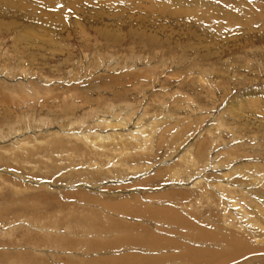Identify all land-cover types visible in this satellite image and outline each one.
Returning a JSON list of instances; mask_svg holds the SVG:
<instances>
[{
	"label": "rangeland",
	"instance_id": "obj_1",
	"mask_svg": "<svg viewBox=\"0 0 264 264\" xmlns=\"http://www.w3.org/2000/svg\"><path fill=\"white\" fill-rule=\"evenodd\" d=\"M0 7V179L6 183L0 180V206L9 212L4 216H15L7 220L12 228L18 223L23 228L7 233V239L0 236L7 251L36 253L52 246L36 236L47 228L61 234L74 228L75 237L82 231L74 222L63 224L65 214H59L57 206L47 210L59 224L45 219L40 228H28V223L42 220L36 219L41 212L20 210L24 207L19 199L27 195L42 203L59 196L69 205L86 189L102 200L139 194L148 203L146 195L162 190L200 192L202 187L191 188V183L204 177L208 184L230 180L235 187L251 188L250 196L264 208V0H0ZM18 82L29 88L39 85L25 98L8 92L24 85ZM133 110L125 127L114 125L117 114ZM139 114L144 117L138 125L143 133L132 128ZM111 131L131 135L122 143L117 140L120 145L113 144V150L93 152L109 144L108 137L102 139L104 144L92 141L97 133ZM82 133L94 139H73ZM64 139L67 144H57ZM186 145L192 149L179 160ZM242 165H249L245 169L250 176L243 174ZM178 167L186 176L177 173ZM231 170V179L223 175ZM195 199L181 198L199 206ZM76 201L82 211L96 207L87 205L89 200ZM242 203L248 216L264 225L257 205ZM204 206L202 211L208 212ZM249 220L241 219L253 228L256 222ZM4 221L0 233L9 230ZM84 225L87 230L94 227ZM29 230L36 239L25 241ZM63 244L53 245L66 250L59 264H82L69 257L74 250L83 251L80 245ZM32 245L36 250L29 248ZM91 249L87 257L100 253ZM18 262L33 264L27 258Z\"/></svg>",
	"mask_w": 264,
	"mask_h": 264
},
{
	"label": "bare ground",
	"instance_id": "obj_2",
	"mask_svg": "<svg viewBox=\"0 0 264 264\" xmlns=\"http://www.w3.org/2000/svg\"><path fill=\"white\" fill-rule=\"evenodd\" d=\"M2 2H4V1H2ZM199 3H200V1H199ZM14 5H15V3H14ZM187 12H188V10H187ZM181 13H182V11H181ZM254 21H257V20L254 19ZM250 22H252V21H250ZM104 27H107V26H104ZM109 29H110V27H109ZM108 35H110V33ZM21 39H22V36H21ZM6 81H7V79H6ZM18 83L24 84L25 82H18ZM33 85L34 84H32V86ZM38 85L39 84H37L36 86L34 85V86L36 88H38L37 87ZM12 87L10 85V88H12ZM30 87H31V85H30ZM35 87L29 88L28 84H24L20 87H17V85H16V90H15V88H13V89L8 88L9 89L8 92H10V94H19V93L22 94L23 93L24 94L23 96L26 98L27 96H25V94L31 96L32 92L36 93ZM19 90H20V92H19ZM23 91H25V93ZM37 91L40 92L39 89ZM29 92H31V93H29ZM48 92H50V91H48ZM91 92H93V91H91ZM19 96H20V94H19ZM11 97H13V96H11ZM15 97H16V95H15ZM17 98H19V97H16V99ZM252 98L255 99L256 97H252ZM262 98H264V97H262ZM250 100H251V98H250ZM255 104H256V102H255ZM133 107H135V106H133ZM130 110H132V109H130ZM113 111H115V110H113ZM135 111H136V109H135ZM106 113H109V112H106ZM29 114H31V113H29ZM132 114H134V110H133V113L124 112L123 114H119V115L117 114V116H116L117 120L114 119V120H116L114 122V125H116V127H117V125H119V126L124 125V127H125V125L127 124V121L128 122L131 121ZM103 115H105V114H103ZM142 117L143 116H141V115L136 117L137 119L135 118L136 119L135 124H134V122L132 123V125L134 124L132 128L137 127L136 128L137 130H135L136 133H139L141 131L143 133L144 129H142L141 126H138L141 124L140 121H142V119L144 118V117L143 118ZM97 118H98V116H97ZM107 118H105V120ZM111 118H113V117H111ZM185 118H187V117H185ZM41 120H43V119L39 118L38 121H41ZM24 121H26V120L24 119ZM109 121H111V119ZM150 124H149V126H150ZM50 125H52V124H50ZM108 125L111 126L113 124L110 122V123H108ZM167 130H168V128H167ZM120 133H115V132L112 133V131L110 132V134H104V135H102L101 133H97V135L95 136V139L89 133H85V134L82 133V135L79 134V136L73 135V139L88 142V140H86V139L89 137H91V138L93 137L94 140H92V141L96 140V142L104 144V141L102 139L108 137V139H105L106 140L105 142L109 141V144L107 146L98 145V146H96V149L93 150V152H95L97 150V152L99 151L100 153L101 152L104 153L105 151H107L111 148H114L113 144H115L116 146L120 145V141H117V140H121V143H122L123 142L122 139L124 136H126V138H127V136L130 137V135H131L129 133H126V134L125 133L120 134ZM176 133H178V132H176ZM132 137H134V136H132ZM145 137H147V136H145ZM150 137H152V136H150ZM127 140H128V138H127ZM127 140H125V141H127ZM63 141L66 143L60 142V141H59V143H57V142L56 143L59 145L60 144H62V145L67 144V140L64 139ZM82 141H78V142L81 143ZM141 141H142V139H141ZM44 143L46 144V143H48V141H46ZM80 143L77 145H80ZM23 144H24L23 146L25 147L26 143H23ZM126 144H127V142H126ZM30 145H32V143L28 142V146H30ZM77 145L75 144V146H77ZM141 145H142V143H141ZM23 146L21 145L20 148H23ZM32 146H34V145H32ZM70 146H71V144H70ZM190 149H192L190 147V145H186V147L183 151V154L181 156L179 155L178 159L181 160V158H184L183 156H186L187 154H189ZM23 150H25V149H21V152ZM111 150H113V149H111ZM118 151H119V149H118ZM150 151H152V150H150ZM193 151H194V149H193ZM1 152L4 153V152H6V150L1 151ZM91 155L93 156V153H91ZM99 155H101V154H99ZM210 155H212V154H210ZM215 160H216V158H215ZM212 161H211V163H212ZM218 164H215V165H217L216 167H219ZM167 166L165 168H167ZM248 166L249 165H246L245 167H248ZM213 167H215V166H213ZM241 167L244 168V169L243 168H241V169L245 170V173H243V174L250 176V174H247V173H249V171L247 169H245V167L243 165ZM252 167L257 168V166L251 165V168ZM172 168H173V166H172ZM86 169H84L83 171H85ZM173 169H175V168H173ZM178 169H179V167H178ZM234 169L236 170L237 168H234ZM232 170L229 172H225L223 175H225L229 179H231L230 174L228 175V173H231ZM173 171H175V170H173ZM91 173H94V172H91ZM177 173L181 174L183 172H180V169H179V172H177ZM174 175H176V174H174ZM160 176H162V175L160 174ZM176 177H177V175H176ZM203 178L204 177H199L198 179H196L194 181V183L192 182L194 180V178L192 179V181H190V183L192 182L191 188H192V186H195L196 188L202 187L201 191L199 189H197L200 192L193 191V193H191L192 191L191 192H178V191L169 190V189L162 190L160 193H155V194L149 193V195H146L147 198L150 200V202H148V203L145 202L146 200L145 201L143 200L144 198L142 199L141 196H138L139 194L138 195L130 194V195H126L122 198H120V194H114L115 199L102 200L100 197H97L94 194L93 195L90 194V192H88V190L85 191L86 190L85 189L81 192L76 193L77 198L74 199L73 204L71 203L69 205L61 202L59 196H57V197L53 196V197H51L52 199H50V201L46 200L47 202L42 203V201L39 198L38 199L37 198H31L30 199L29 198L30 196L27 195V197H23L24 199H22V198L19 199L22 202L21 207H24L23 209H20V210L28 211V214H29L30 210H32L34 213H40L41 212V214H39V215L37 214V216H39V218L36 217V219L42 220V222L41 221L40 222H38V221L34 222L33 221L32 224L28 223V225H29L28 228L29 227L40 228L43 224H45L43 221L45 219H49V221L53 222V223H58L57 221L53 220V214L48 213V210H47V209L51 208L50 206H57L59 214H63V215L65 214L63 224L68 223L72 226L71 222H74L75 225L77 224V228H82L81 233L78 236L76 235V237H75V233H73V231H72L74 229L73 228V229H71V232L73 235H70V236L74 237V238L68 239V235L71 234L69 228H68L69 233H67L68 230H65L63 228L66 231L63 234H61V232H58L57 231L58 229L57 230L55 229L53 231V229L47 228V233H43V234L36 235V236H37V238L39 236H42V237H39V239H41L43 241H50L51 243H53V245L55 243H61L62 244V242L64 244H67V245L72 246V247H74V246L76 247L77 245H80V248L83 249V251L77 252L76 250H74L75 252H70L71 255L69 257L74 259V260L76 259L77 261L79 260L82 264H264V225H262V222H260L261 220L257 221L256 219L248 216L249 212H247L248 210L247 211L245 210L246 206L242 203V201L245 203L247 202L246 204H248L250 207L251 206L256 207V205H257L258 211L264 213V208L260 207L261 205L257 204L258 203L257 200H255L254 197L252 198V196H250L252 194V193H250L251 188L249 189V187H247V189H246L244 187H235L236 186L235 184L231 185L232 183L230 180L229 181L227 180V183H222L223 181H221V182H217V184H208V183L204 182ZM0 180L3 181L2 179H0ZM1 181H0V185H2L1 183L4 182V181L3 182H1ZM253 181H255V180H253ZM4 183H3V185H4ZM203 184H204V186H203ZM5 185H6V183H5ZM228 185H230L231 187ZM32 189H34V188H32ZM15 190L17 191L16 193L21 191V189H19V188H16ZM216 191L218 192V194L220 196L216 195ZM223 191H225L224 193H226L224 196H223ZM236 194L241 195L242 197L237 196ZM15 195L19 198V196L17 194H15ZM109 195H110V193H109ZM225 196L227 198H225ZM31 197H33V196H31ZM187 197L188 198L196 197L195 201L199 203V206H194V205H192V203L188 204L187 202L181 200V198H187ZM255 197H256V195H255ZM51 200H53V201H51ZM76 200H78V202L81 204H83L82 201L87 202L86 200H89L90 203L87 202V205L94 203V205L96 207L93 206L94 208H92V209L90 207V209H91L90 211L88 210L89 208L83 207V211H82V208H79L80 206L77 204ZM160 200H163V202L166 201V203H168L169 201L170 202H169V204H166V205H165V203H164V205H162V203L161 204H154L153 203L155 201L157 202ZM14 204H16L15 201H14ZM37 204H38V209L35 210V206ZM85 204L86 203H84V206H85ZM91 205H93V204H91ZM204 205H206V207L210 208V210L208 212L202 211V209L205 207ZM198 207H201V208H198ZM176 209H178L179 211H177ZM246 209H248V208L246 207ZM254 209H256V208H254ZM7 210H8V208H7ZM20 210H18V211H20ZM16 211H14V213ZM253 211H255V210H253ZM258 211H257V213H258ZM8 213H7V211H3L2 207L0 206V216L3 215L2 217H0V220L1 219L5 220L2 223V226L3 225L7 226V224H8L7 227L9 229V230L6 229L7 231L0 233V236L3 237L4 239H7L4 237L7 233L10 234L14 231H18V230L23 229L19 223L13 225V226H15V228H12V226L10 225V222L7 223L8 219H10L11 217H15V216H7V215L4 216L5 214H8ZM258 214H261V213H258ZM248 217H250L251 219L249 218L250 219L249 220ZM11 219H13V218H11ZM241 219H243V220L247 219L251 222L252 221L256 222V225L254 224L253 228L250 227L251 224H249V226H248V224L245 223V225H244L243 222L241 221ZM19 221H21V220L19 219ZM92 223H94V227L88 228V229H92V230H87V228L85 227L84 224H92ZM213 225L214 226L216 225L217 227L215 226V228H214ZM211 226H212V228H211ZM54 228H57V226ZM16 229H18V230H16ZM36 230H38V229H36ZM1 232H2V228H1ZM94 232H97V233H94ZM52 233H57V234H52ZM89 233H91V234H89ZM22 235H24V234L22 233ZM36 236L33 235L32 231L29 230V232L26 231V236H23L22 238H25V241H29L31 239H36ZM65 239H68V240L65 241ZM6 241H9V240H6ZM53 245L50 247H47L46 249L42 248V250H37L36 253H34L33 251H30V252L29 251L10 252V251L6 250V248H7L6 243L0 241V263L1 262H3V263L7 262L10 264H13V263L16 264V263H19L18 261L24 260L25 258H27L30 261H32L33 264H54V263L59 264L60 263L59 260H60L61 256L64 255L63 253H65L66 250H64V249L61 250L62 248L58 249L59 247H53ZM33 246L34 245L29 246V248L36 250V248H33ZM64 247H66V246H64ZM89 248H92L91 249L92 252L100 251V253L97 252L96 254L94 253L92 257H87L88 256L87 254H89V252H90ZM106 250H107V253L105 252ZM72 251H73V249H72ZM57 254H60V255H57ZM24 255H26V256H24ZM64 258H67V257H64ZM16 259L18 260L17 262H16ZM13 261H15V262H13ZM69 264H71V263H69Z\"/></svg>",
	"mask_w": 264,
	"mask_h": 264
}]
</instances>
